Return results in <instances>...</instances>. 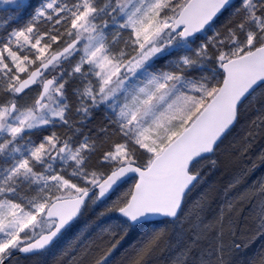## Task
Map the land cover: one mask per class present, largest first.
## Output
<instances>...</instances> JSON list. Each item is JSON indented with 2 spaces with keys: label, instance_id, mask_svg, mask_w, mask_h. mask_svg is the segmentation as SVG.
Here are the masks:
<instances>
[{
  "label": "snow or ice",
  "instance_id": "obj_1",
  "mask_svg": "<svg viewBox=\"0 0 264 264\" xmlns=\"http://www.w3.org/2000/svg\"><path fill=\"white\" fill-rule=\"evenodd\" d=\"M258 137L264 0H0V264H264Z\"/></svg>",
  "mask_w": 264,
  "mask_h": 264
},
{
  "label": "trees",
  "instance_id": "obj_2",
  "mask_svg": "<svg viewBox=\"0 0 264 264\" xmlns=\"http://www.w3.org/2000/svg\"><path fill=\"white\" fill-rule=\"evenodd\" d=\"M245 130H246V125H244V124L238 125L237 126V133H236L237 136H242L244 134ZM261 150H264V141L257 138L256 141L254 142L253 148L251 149V152H250V154L252 153L251 155L255 156V157H252V160L255 161V163H256V167L252 170L254 173L257 172V169H259V168L261 169V166H260L261 162L256 158L258 156V153ZM245 163H248V161H245ZM216 175H218V176H216ZM214 176H216V178H214V180H216L218 182H219V179H222V178H220L221 174L218 173V170L215 173V175L212 176V178ZM224 182L226 183L227 181H224ZM219 189H221V188H219ZM217 192H218V190L216 192L213 191L211 193V197L214 198L215 201L218 200V202H216V203H220L221 202L222 193L220 194L218 192L219 195H217ZM156 264H159V261H157V259H156Z\"/></svg>",
  "mask_w": 264,
  "mask_h": 264
},
{
  "label": "rangeland",
  "instance_id": "obj_3",
  "mask_svg": "<svg viewBox=\"0 0 264 264\" xmlns=\"http://www.w3.org/2000/svg\"><path fill=\"white\" fill-rule=\"evenodd\" d=\"M236 170L237 169L234 166H231V165L227 166L226 171L224 173H221L220 178H222V179H219V182L216 180L213 181L212 185L214 186V189H215L214 191L216 192L218 190V192L221 194L223 192L222 189L227 185L228 181L232 178V175H233L234 171H236ZM262 171L264 173V167L262 168ZM251 173H254V172L252 171ZM226 177L228 178V181L225 183L224 179ZM209 182H212V177H211V180H209ZM219 188H221V189H219ZM216 202H218V200Z\"/></svg>",
  "mask_w": 264,
  "mask_h": 264
},
{
  "label": "bare ground",
  "instance_id": "obj_4",
  "mask_svg": "<svg viewBox=\"0 0 264 264\" xmlns=\"http://www.w3.org/2000/svg\"><path fill=\"white\" fill-rule=\"evenodd\" d=\"M258 139L264 141V139H262V138H259V137H258ZM251 154H252V153H251ZM251 154H250V155H251ZM251 156H252V157H255L254 155H251ZM256 158H257V157H256ZM260 166H261V169H260V168L257 169V172H255V173H251V174L247 177V179H248L249 181H254V180H256V179H258V178H260V177H264V173H263V171H262V168L264 167V164L261 163ZM226 168H227V167H222L221 169L218 170V173H219V174L224 173V172L226 171ZM216 176H218V175H216ZM216 176H214V177L212 178V182H210L211 184H213L214 178H216ZM211 177H212V176L208 177V179L210 180ZM224 181H228V178L226 177V178L224 179ZM196 195H198V190H194V192H193V196H196ZM210 195H211V193H210ZM222 196H223V192H222ZM212 199L214 200V198H212ZM214 201H215V200H214ZM156 259H157V261H159L160 258L157 257ZM22 264H26V262H23V261H22Z\"/></svg>",
  "mask_w": 264,
  "mask_h": 264
}]
</instances>
